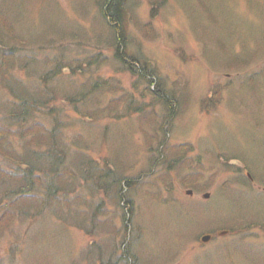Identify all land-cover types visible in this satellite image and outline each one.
Listing matches in <instances>:
<instances>
[{
	"label": "rangeland",
	"instance_id": "1",
	"mask_svg": "<svg viewBox=\"0 0 264 264\" xmlns=\"http://www.w3.org/2000/svg\"><path fill=\"white\" fill-rule=\"evenodd\" d=\"M101 2L7 0L29 65H0V120L14 81L60 131L34 198L0 153V264H264V0H125L124 39Z\"/></svg>",
	"mask_w": 264,
	"mask_h": 264
},
{
	"label": "trees",
	"instance_id": "2",
	"mask_svg": "<svg viewBox=\"0 0 264 264\" xmlns=\"http://www.w3.org/2000/svg\"><path fill=\"white\" fill-rule=\"evenodd\" d=\"M99 7L102 10L104 20H107L108 24L114 28V32H116V34L120 38H126L127 34L129 33V21L127 19L128 14L125 10V0H102V2L99 4ZM19 13L20 12H17L15 8L7 3V0H0V65H3V67L6 66L4 67L5 70L12 68L15 63H20L21 66L27 64L29 65L28 58L24 57L23 55L17 56V48H22V51L28 49L29 46L28 40H26L28 36L21 33L19 30ZM119 37L117 38V46L119 50L123 51V40H121ZM30 41L33 42L32 39H30ZM147 76L152 77L154 76V74L148 73ZM49 77L53 79V72L50 71V74L45 73L43 75V80L46 81ZM97 82L99 81L97 80ZM149 83H152V79L149 80ZM2 84L7 89L9 94L14 98L11 106L9 104L4 107L6 115L4 117V120H0V153L4 154V158L11 159V162L17 166L12 169V174H10L12 176H10V179H16V182L14 184L15 188L13 189V191L10 190V194L8 192L7 196H9L12 200L15 199L16 201H20L24 197L29 195L34 198V196L36 197L35 193L39 194L41 192L36 189V182L38 180L37 175H40L44 172V166L39 165H45L48 163L49 171L46 173V175L50 178H53V175L58 173L56 170L57 168L54 169L53 166H59V159H51L50 156L54 157L55 155L53 153L55 149L52 146L54 145V141L56 142V140H59L58 136L56 135L60 130H57L54 126L53 119L55 118L52 119L53 108L50 110H48L49 108H47V111L38 108L41 105L44 106L49 104L51 101L50 99L41 100V98H31V95L28 94V99L18 98L16 88L19 89V87L21 86L19 83L14 84L13 81L10 84L9 82L7 83L6 80L5 84ZM98 87L110 88L109 83L99 84ZM46 89L48 90V93L52 91L49 86H46ZM168 90L169 89L163 86V88H159L158 93H153V95L154 99H156L155 101H157V99L162 101L163 106L167 107L169 112L171 113L173 111V108L171 107L173 104V99L172 96L170 97V93L168 92ZM83 96L85 95L83 94ZM36 111L47 112L46 114L51 117V125L49 127L47 126V128H41L44 124H40V128L34 129L33 131H31L33 125H30L31 128L29 127V125L28 127L27 125L23 127L22 123V127H17L18 122L21 119L23 120V117H30L32 112L34 113ZM13 123L16 128L12 126ZM25 127L26 130L24 132H22V130L21 132H18L17 128ZM24 136L29 139L27 147H29L30 150H27L25 154L22 153V155L20 153L16 154V147H13L15 141H17L16 137L23 138ZM31 141L32 144H29V142ZM41 148L42 151H39V149ZM0 170L2 171L0 172V175L3 176L5 170L2 167L0 168ZM65 172L66 175L69 174L67 170H65ZM49 185L50 188H53V182L49 183ZM53 194L54 192H50L48 196H51ZM40 208H42V206H40ZM13 218L14 216H12V219ZM10 221V214L8 216L7 213L3 214L0 212V231L5 227L10 228ZM0 236L2 237L1 232Z\"/></svg>",
	"mask_w": 264,
	"mask_h": 264
},
{
	"label": "water",
	"instance_id": "3",
	"mask_svg": "<svg viewBox=\"0 0 264 264\" xmlns=\"http://www.w3.org/2000/svg\"><path fill=\"white\" fill-rule=\"evenodd\" d=\"M208 239H209V236L203 237V240H208Z\"/></svg>",
	"mask_w": 264,
	"mask_h": 264
}]
</instances>
